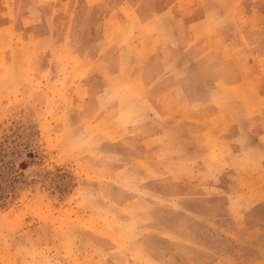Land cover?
Returning <instances> with one entry per match:
<instances>
[{"label":"rangeland","instance_id":"obj_1","mask_svg":"<svg viewBox=\"0 0 264 264\" xmlns=\"http://www.w3.org/2000/svg\"><path fill=\"white\" fill-rule=\"evenodd\" d=\"M11 9L0 5V264H264V195L247 206L240 197L230 204L225 191L235 188L239 173L220 171L208 156L197 159L190 128L185 141L175 127L172 146L158 154L154 138L165 124L178 126L184 108L172 101L166 114L151 111L141 93L153 96L152 82L136 85V119L124 117L111 102V90H118L113 76L104 78L106 70L96 66L83 71L71 62L67 68V53L57 51L54 62L47 51H36L33 35L4 28L16 21ZM220 12H229L227 5L220 4ZM87 16L90 21L74 25L80 33L83 23L97 28L86 43L101 27L94 14ZM22 26L35 31L31 18ZM73 42L82 47L84 38ZM108 47L100 57L112 52ZM74 56L80 65L98 59ZM224 65L219 71L227 74ZM102 92L105 100L97 97ZM182 119L188 127L195 122ZM182 145L194 159L165 164ZM154 160L166 166L159 165L161 175L144 172ZM263 163L264 156L241 165L255 177L263 174L261 183Z\"/></svg>","mask_w":264,"mask_h":264},{"label":"crops","instance_id":"obj_2","mask_svg":"<svg viewBox=\"0 0 264 264\" xmlns=\"http://www.w3.org/2000/svg\"><path fill=\"white\" fill-rule=\"evenodd\" d=\"M255 1L0 0V5L11 7L10 14L16 19L14 24L5 22L4 28L13 31L18 27L23 35H33L36 51H47L54 62L57 51L67 53V68L71 62L83 71L96 66L102 72L106 70L104 78L113 76L111 79L117 82L119 93L111 90L116 93L111 102H115L114 106L117 105L124 117H137L140 98L134 94L136 85L154 82L153 96L150 92L141 93L144 102L152 103L149 104L151 111L166 114L172 101H177L175 106L180 109L184 108L180 118H175L178 126H172V121L165 124L163 135L154 138L158 154L167 152L172 146L173 139L177 138L175 127L182 131L185 141L189 139L185 133L190 128L197 159L208 156L213 164L220 165V171L232 167L236 174L239 173L234 179L235 188L225 193L230 204L233 205V198L240 197L243 199L240 205L247 206L254 196L264 195V180L261 183L257 180L263 174L255 177L250 168L241 165L264 156V0ZM220 4L227 5L229 12L221 13ZM235 6H241L238 16L233 14H237ZM89 14H94L93 19L101 27L94 41L87 40L86 43V38H91L97 28L92 30V26L83 23L85 28L80 33L74 25L76 19L90 21ZM29 18L35 22V31L30 29L32 33L21 28ZM235 21L244 23L235 27ZM76 36L84 38L82 47H76L73 42ZM104 45L112 52L100 57ZM74 54H83L84 60L96 56L98 59L92 64L80 65ZM225 63L231 69L227 74L219 71ZM154 72L159 74L155 81L146 78ZM197 72L203 77L195 79L199 76ZM243 84L237 92L236 87ZM107 96V92L97 94L102 100ZM183 117L195 119L190 123L192 127H188ZM203 131L205 133L201 134ZM180 151L183 153L178 155ZM177 152L164 157V163L176 161L182 166L187 159H194L187 158L183 145ZM247 155L252 158L243 162ZM153 162L155 165L147 164L150 169L144 172L161 175L159 165L166 168L165 164ZM220 171L212 172L213 180L219 178ZM135 173H140L137 167ZM241 173L246 176L241 177ZM219 192L212 190V194ZM263 211L264 204L260 207V212Z\"/></svg>","mask_w":264,"mask_h":264}]
</instances>
